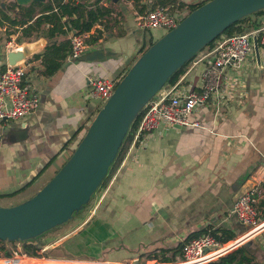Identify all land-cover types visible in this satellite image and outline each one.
Listing matches in <instances>:
<instances>
[{"label": "crops", "instance_id": "crops-1", "mask_svg": "<svg viewBox=\"0 0 264 264\" xmlns=\"http://www.w3.org/2000/svg\"><path fill=\"white\" fill-rule=\"evenodd\" d=\"M207 1L102 2L112 14L87 33L88 39L96 31H102L103 36L96 44H87L85 52L99 50L111 55L99 63L69 56L51 76L46 74L48 64L43 60L46 47L65 41L70 44L75 31L51 40L42 33H33L31 38H19L17 33L9 36L8 42L15 43L13 50L24 54L15 65L26 67L39 106L26 118L0 122V195L15 193L43 172L26 190L0 201L18 200V205L52 179L98 112L97 101L82 99L89 80L118 82L141 55L143 44L162 36L161 31L137 27L140 10L145 13L163 6L188 14L191 7ZM262 26L264 14H253L241 24L247 33ZM0 31L5 33L6 28L0 27ZM259 49L262 70L257 69L253 53L242 78L244 96L240 103L231 102L219 113L212 102L207 103L190 117L200 126H160L142 142H131L94 211L79 217L60 237V257L22 253L9 264H168L159 262L162 259L174 263L182 258L181 252L174 256L175 248L190 234L206 229L222 231L226 238L231 235L230 246H237L247 237L242 236L248 228L231 213L232 206L251 187L264 189V48L259 45ZM7 51L0 57V71L8 65ZM207 52L204 49L187 66L171 85L174 91H201V73L213 59ZM239 224L246 231H241ZM247 242L251 243L247 249L231 253L233 264H264V229ZM147 256L153 259L144 261ZM4 260L0 258V264H8Z\"/></svg>", "mask_w": 264, "mask_h": 264}, {"label": "water", "instance_id": "water-1", "mask_svg": "<svg viewBox=\"0 0 264 264\" xmlns=\"http://www.w3.org/2000/svg\"><path fill=\"white\" fill-rule=\"evenodd\" d=\"M33 1L17 0L20 6ZM264 10V0H209L146 49L118 81L73 153L52 179L30 199L0 207V241L37 240L72 220L89 203L114 163L137 117L173 74L235 23ZM256 67L262 70L259 39L251 37ZM109 52H85L79 61L99 63ZM9 67L24 56L7 51ZM250 242L242 247L248 248Z\"/></svg>", "mask_w": 264, "mask_h": 264}, {"label": "built area", "instance_id": "built-area-1", "mask_svg": "<svg viewBox=\"0 0 264 264\" xmlns=\"http://www.w3.org/2000/svg\"><path fill=\"white\" fill-rule=\"evenodd\" d=\"M184 10L157 6L136 17V25L142 30L161 31L162 35L173 30L188 15ZM257 35L259 45L264 48V26L254 33L243 32L231 37L220 36L207 56L213 59L201 73L200 92L177 93L174 87L166 84L144 107L135 131L133 141L142 142L160 126L197 127L191 121V115L200 106L212 102L216 113L222 112L229 103H240L243 99L242 78L253 60L251 37ZM88 34H75L70 39L71 58L78 59L87 48ZM7 49H13L14 40L7 43ZM202 52V51H201ZM200 52V53H201ZM199 53V54H200ZM198 54V55H199ZM198 55L193 59L195 60ZM203 58V57H202ZM201 59L195 62L196 64ZM118 82L107 79H90L88 90L82 99L97 101L99 109L109 100ZM39 100L27 80V69L14 66L0 71V122L16 121L26 118L38 109ZM97 114V113H96ZM264 189L255 185L240 195L234 202L231 213L248 231L237 246L230 242L221 243L210 235H203L186 242L182 247V258L168 264H210L234 252L251 236L264 229ZM241 237V238H242ZM240 239V238H239ZM238 240V239H237ZM20 257L7 258L9 262ZM148 264H159L151 262Z\"/></svg>", "mask_w": 264, "mask_h": 264}, {"label": "trees", "instance_id": "trees-1", "mask_svg": "<svg viewBox=\"0 0 264 264\" xmlns=\"http://www.w3.org/2000/svg\"><path fill=\"white\" fill-rule=\"evenodd\" d=\"M109 1L111 0H95L94 2L90 0H46L45 2L33 1L27 6H20L17 5L16 3H12L9 6H7L5 9L0 8V27L6 28L5 35L7 36V38H9V36L15 33L19 35V38H31L33 33L36 34L42 33L43 37L51 40L54 38H58L60 36H66L71 31H75L77 34L89 33L96 24L101 25L102 20L106 19L108 16L112 14V11L109 8H105L102 6V2H109ZM126 1H131L134 3V5H137L138 3H140L141 0H126ZM196 8L197 7L194 6L191 7L190 12ZM140 12L143 14L144 9L140 10ZM261 14H264V10L257 12L255 15H261ZM244 20L245 19L230 26L220 36L224 35L227 37H231L235 34L243 33L244 30L242 29L241 24L243 23ZM102 36H103L102 31H96V33L93 36L89 37L87 44L88 45L96 44L99 40L102 39ZM216 40L210 43L206 48L213 47ZM153 43L154 41L150 42L148 45L143 44V47L140 51L141 54L146 49H148ZM69 56H71V48L69 41H65L60 45L54 44L52 46L46 47L45 52L43 54V60L46 64H48L46 65V74L48 76L53 75L57 70H59L62 62H64ZM192 61L193 59L188 63H186L179 70H177L175 74H173L171 78L168 80L167 84L169 85L175 84L178 81L179 77L185 72L187 66ZM126 72L127 70L122 74L121 78ZM140 118L141 115H139L132 124L120 148V151L114 163L111 165L107 176L101 183L100 188H105L109 184L112 177L117 172L132 142L133 139L132 133L135 131V128L139 123ZM42 172L43 171L38 173L26 185H24L20 190L16 191L15 193L11 195H0V199L15 196L16 194L23 192L33 184V182L40 176ZM263 217H264V213H263ZM202 235H210L215 240L221 243H226L233 240L231 235H229V237L227 238L224 237L222 235V231L219 230L213 231L206 229L202 232L190 234L186 238V240L183 243H181V245L175 248L174 250L175 252H173L174 256L182 252V247L186 242H188L191 239L200 237ZM21 244H22V253L24 255L30 257H38L39 248L37 247V240L21 242ZM242 249L243 248L241 247L239 248L238 251H241ZM0 253H3L5 257H9V254L6 249V242L0 241ZM174 260L176 261V259ZM159 262L169 263L170 261L162 259V261ZM234 262H235L234 256L232 254H229L226 257L219 259L217 262L210 264H233Z\"/></svg>", "mask_w": 264, "mask_h": 264}, {"label": "rangeland", "instance_id": "rangeland-1", "mask_svg": "<svg viewBox=\"0 0 264 264\" xmlns=\"http://www.w3.org/2000/svg\"><path fill=\"white\" fill-rule=\"evenodd\" d=\"M90 1H95V0H90ZM12 3H16L17 4V0H13L10 2H6L5 0H0V8L5 9L7 6H9ZM18 5V4H17ZM9 41V38L7 39V36L5 35V33L3 31H0V57H2V55L5 56V52H6V47L5 45H7ZM200 126V125H198ZM105 188H99L95 194L91 197L89 203L83 208V210L81 212H79L78 214H75L74 217L72 218L71 221H69L68 223L59 226L55 229H53L52 231L42 235L41 237H39L37 239V247L39 248V254L38 257H43L46 256L45 258H59L60 257V237L63 235V233L66 231V229H70L71 225L75 222L78 221L79 217H81L83 214L84 215H88L89 213H91L92 211H94V209L96 208V206L98 205V202L102 196V193L104 191ZM18 202V200H13V201H8V200H1L0 201V207H11L16 205ZM239 228L241 231H246L247 228H244L243 226H241L239 224ZM243 246V244L238 247L233 253H236V251L239 250V248H241ZM6 249L8 250V254L9 257H5L3 253H0V258L3 257V259H7V258H14L15 256H21L22 255V244L21 242H16V243H6ZM46 249V250H45ZM241 253L238 252L237 255H240ZM25 259V258H24ZM151 260L153 259V257L147 256L146 259L144 258L143 260Z\"/></svg>", "mask_w": 264, "mask_h": 264}]
</instances>
